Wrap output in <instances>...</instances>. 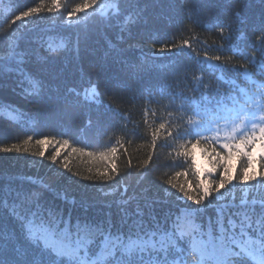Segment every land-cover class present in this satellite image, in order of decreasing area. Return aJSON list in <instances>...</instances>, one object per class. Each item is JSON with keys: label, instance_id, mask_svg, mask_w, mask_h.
I'll return each mask as SVG.
<instances>
[{"label": "snow or ice", "instance_id": "6c2138e0", "mask_svg": "<svg viewBox=\"0 0 264 264\" xmlns=\"http://www.w3.org/2000/svg\"><path fill=\"white\" fill-rule=\"evenodd\" d=\"M96 3L97 0H84L83 5L67 12V18L71 19L91 8L94 15L89 21L51 32L39 29L33 35H21L18 46L13 42L10 47L0 49L4 52L3 59H0V94L12 88L13 91L18 90V95L40 104L41 110L35 113L37 128L50 122L53 114L63 120L69 115L68 110L77 106L70 91L52 93L46 86V73L58 61L67 59L69 53H74L73 61L80 63L81 53L88 51V41L94 29L103 28L110 38L123 35L127 20L137 17L139 22L147 9L146 3L141 7V0H113V14L105 17L102 8L99 16L95 15L96 8L93 6ZM260 4L264 6V0H260ZM59 7V0H51L50 5L41 0L39 6L20 11L15 21L31 18L33 14L41 12H53ZM235 15L242 23L240 13L237 11ZM204 27L220 33V51L227 50L232 57H240L242 61L239 65L217 63L212 65L215 70L221 73H241L243 70L241 74L251 80L254 73L250 69H255V74L264 76V21L254 29L259 35L250 45L246 44L243 34L235 37L239 43H231L234 33L227 21L219 18L209 20ZM126 30L132 35L134 27L129 25ZM45 36L64 40L63 51L51 45L46 48L48 41ZM188 43L184 41L183 46L165 43L157 51L170 52L175 48L179 55ZM208 60L220 62L222 57H206L200 63H207ZM108 61H121L129 68L135 66L125 59L118 45L110 52L106 46L105 63ZM251 84L257 89L259 100L247 91L241 90L234 96H227L210 85H204L202 89H193L198 92L195 97L183 93L177 95L174 91L169 96L161 87L156 93L161 98L158 101L153 98L154 89H146L147 102L161 103L167 98L169 106H174V101L179 99L181 104L176 110L190 116L185 121L181 115L174 122L172 131H169V127H173L172 121H169V127L160 123L159 127L154 128L151 132L152 148L158 147V138L166 133L165 145L171 147L175 143L176 156L183 157L184 163L177 160L164 166L183 168L186 164L194 175L201 178L195 185L189 183L187 187L184 184L178 187L171 177L164 181L171 189H178L181 195L164 187L159 189L163 195L157 198H147V193H142L143 206L137 202L135 211L131 213V224L126 206L132 200L139 201L135 196L117 205L123 212L119 221L110 215L100 216L92 210V204L86 203L80 204L82 213L73 216L70 212L66 218L48 198L49 193H53L54 198L60 197V191L54 185L33 191L31 180L26 187L17 185L14 188L7 180L0 183V264H230L231 257L244 255L255 257L256 264H264V79L251 80ZM102 86L103 81L98 74L96 87L99 90ZM28 88L32 89L31 95L26 91ZM105 93L111 97L107 101L104 99ZM139 98L143 99V94ZM94 100L89 126L98 128L110 124L109 132L136 135V129L125 132L119 125L121 110L116 104L122 102V97L116 89L108 91L104 87V91L94 95ZM5 107L13 110L10 105L5 104ZM31 140L32 136H28L19 143L0 146V153H28L26 145ZM53 140L55 136H46L37 139L35 144L46 145ZM56 143L64 147L69 145V140L64 139L62 144L57 140ZM196 148L200 149L204 158L203 167L197 164L193 152ZM77 152L89 157L95 155L85 152L84 148H72V153ZM116 154V147H106L101 155L110 163L104 166L102 172L97 169L94 175L81 176L72 172L67 157L64 161L57 159L59 149L48 159L56 169L58 178L67 174L71 178L77 177V180L100 181L95 185L98 191L103 192L108 181L116 182L121 176ZM36 155L43 158L45 152L42 149ZM147 164L148 161H145L144 165ZM131 168L129 163L128 171ZM148 171L142 166L139 177L147 179ZM89 172H92L91 168ZM186 175V171L175 172L176 177ZM165 203L169 207L159 217L156 206ZM210 208L216 212V228L208 233L201 232V236L207 235L209 240H193L190 248L184 247V221L193 214L200 217ZM173 216L175 221L172 220ZM160 219H163V225L159 223ZM153 221L156 222L155 227H145L146 224L152 225ZM169 222L173 224L171 231L167 227ZM196 228L193 225V230ZM216 232L219 234L216 235Z\"/></svg>", "mask_w": 264, "mask_h": 264}, {"label": "trees", "instance_id": "16d2710c", "mask_svg": "<svg viewBox=\"0 0 264 264\" xmlns=\"http://www.w3.org/2000/svg\"><path fill=\"white\" fill-rule=\"evenodd\" d=\"M46 5H50L51 0H43ZM84 0H59L60 7L53 12H41L33 14L31 18H22L15 21V16L20 11L27 10L28 7H37L41 0H0V49L10 47L13 42L19 45L21 35H33L37 30L44 29L47 32L61 30L65 26H75L89 21L94 13L91 8L84 12L77 13L71 19L67 18V12L78 5H83ZM113 0H97L95 15L99 16L101 8L106 17L113 14ZM147 4L144 18L132 17L124 25V34L109 37L103 28L94 29L92 38L88 41V51L81 53V62L73 61L74 53H69L67 59L58 61L51 70L46 73V86L53 94L57 92L70 91L77 102L75 108L69 109V115L61 120L53 114L52 120L39 128L36 127L35 113L41 110V105L33 100L26 99L18 95V90L13 91L8 88L5 93L0 94V146H10L12 143H19L32 136V140L26 145L28 153H0V183L9 181L15 188L17 185L26 187L29 180L36 188L54 185L60 191V197L54 198L53 193H49V200L56 208L62 211L67 218L71 212L74 215L82 213L81 203L92 204L93 211L100 216L110 215L114 220L119 221L123 212L117 205L129 197H137L139 201L132 200L126 207L129 213V224H131V213L135 211L139 202L143 206L144 198L142 193H147V198H157L163 195L159 191L161 187L169 188L170 192L181 195L178 189H171L164 181L169 177L173 179L179 187L189 183L195 185L201 177L192 173V169L186 164L183 168H172L164 165H171L179 160L184 163L183 157H177L175 143L171 147L165 145L166 133H162L157 140L158 147L151 146V132L159 127L160 123H165L169 127V121L174 122L183 115L187 121L190 116L177 111L181 101L176 99L174 106H169V99L165 98L161 103H150L147 96V88H153V98L160 100L156 95L163 87L169 96L174 91L177 95L183 93L185 96L195 97L198 92L193 89H202L204 85H210L218 89L227 96L236 95L237 91H247L254 95L257 100L259 96L257 89L251 84V80H262L264 76L253 72L251 80L241 73H221L215 70L212 65L217 63H228L239 65L242 61L240 57H232L227 50L220 51L222 43L220 33L213 29L207 30L204 25L209 20L219 18L231 24L234 38L231 43H239L236 36L243 34L246 37V44L255 42L259 35L258 28L264 21V6L260 0H141V7ZM240 13L242 23L236 19V12ZM39 17V19H37ZM95 23V21H92ZM134 27L132 35H129L127 28ZM227 34V33H226ZM48 43L53 48H60L63 51L65 41L58 37L45 36ZM184 41H188V46L183 48L181 54H177L175 48L172 51H157L162 44H174L183 46ZM119 46L124 53L126 60H130L135 66L132 68L124 66L123 62L108 61L105 63L106 46L107 51ZM251 50L249 49V52ZM220 55L222 61L208 60L207 63H200L206 57ZM4 52L0 50V59H3ZM100 75L103 86L98 91H104V87L111 91L116 89L122 102L116 104L121 110L119 125L125 132L136 129V135H125L124 132H109L110 124L101 127L89 126V118L93 115L92 109L95 100L85 99L81 95L83 89L95 84ZM18 75V73H17ZM202 81V83H201ZM29 95L32 89H26ZM143 94L144 98H139ZM135 97V99H134ZM111 97L105 93L104 99L107 101ZM5 104L13 107L9 110ZM260 115V113H257ZM55 136L50 144L36 145L37 139ZM69 140V145L61 147L56 141ZM107 148L116 147L117 166L121 171L116 182L108 181L103 192L97 190L95 184L100 181L77 180V177H69L67 174L56 175V169L51 165L49 157L57 149L60 155L59 161L67 162L72 172L81 175H94L99 169L101 172L110 160L101 154ZM72 148H84L85 152H93L92 157L72 153ZM44 150L43 158L36 155L40 150ZM197 164L204 166V158L200 154V149H193ZM151 154L152 158L149 159ZM148 161L147 165L144 162ZM129 163L132 165L128 171ZM142 166L148 171L147 179H141L139 172ZM89 168L92 172H89ZM62 171V168H61ZM186 171V176L176 177L175 172ZM70 174V173H69ZM218 179V177H217ZM195 195V192L193 193ZM237 188V196H239ZM167 203L156 206V212L162 217L167 211ZM174 207V206H173ZM193 207H196L193 205ZM148 217L145 216V220ZM175 216L172 220L175 221ZM216 212L210 208L208 212L200 217L193 214L184 221L185 236L183 246L191 247L193 240L207 242V235L201 236V232L208 233L216 228ZM75 223V220H73ZM159 223L164 224L163 219ZM226 223V221H225ZM193 225L197 226L193 230ZM156 226L145 225L151 229ZM169 231L173 229V224H167ZM135 231V228L133 227ZM216 235L219 233L216 232ZM190 258V257H186ZM256 264V258L251 256H233L230 264Z\"/></svg>", "mask_w": 264, "mask_h": 264}, {"label": "rangeland", "instance_id": "374dc122", "mask_svg": "<svg viewBox=\"0 0 264 264\" xmlns=\"http://www.w3.org/2000/svg\"><path fill=\"white\" fill-rule=\"evenodd\" d=\"M98 94L95 84L90 85L88 88L81 91L82 97L89 100H94V95Z\"/></svg>", "mask_w": 264, "mask_h": 264}]
</instances>
